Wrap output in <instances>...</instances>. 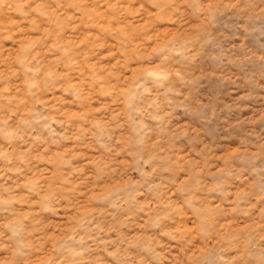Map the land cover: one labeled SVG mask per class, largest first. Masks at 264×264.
I'll use <instances>...</instances> for the list:
<instances>
[{
    "label": "rangeland",
    "instance_id": "1",
    "mask_svg": "<svg viewBox=\"0 0 264 264\" xmlns=\"http://www.w3.org/2000/svg\"><path fill=\"white\" fill-rule=\"evenodd\" d=\"M0 264H264V0H0Z\"/></svg>",
    "mask_w": 264,
    "mask_h": 264
}]
</instances>
